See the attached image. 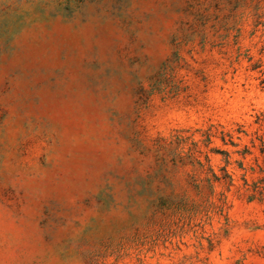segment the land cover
<instances>
[{
	"label": "rangeland",
	"instance_id": "374dc122",
	"mask_svg": "<svg viewBox=\"0 0 264 264\" xmlns=\"http://www.w3.org/2000/svg\"><path fill=\"white\" fill-rule=\"evenodd\" d=\"M262 149L264 0H0V264H264Z\"/></svg>",
	"mask_w": 264,
	"mask_h": 264
},
{
	"label": "trees",
	"instance_id": "16d2710c",
	"mask_svg": "<svg viewBox=\"0 0 264 264\" xmlns=\"http://www.w3.org/2000/svg\"><path fill=\"white\" fill-rule=\"evenodd\" d=\"M261 152L264 154V149L261 150ZM258 167V173L259 176L256 180L249 182L246 179H244V186L245 190L248 193V199H264V158L262 164H257ZM225 177H229L230 184L232 182V178L230 175L226 174ZM219 179V177H216Z\"/></svg>",
	"mask_w": 264,
	"mask_h": 264
}]
</instances>
